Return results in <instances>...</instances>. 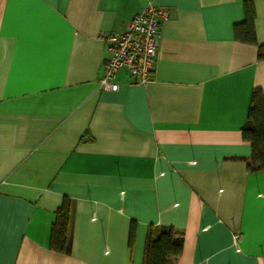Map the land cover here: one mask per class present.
<instances>
[{
  "label": "crops",
  "instance_id": "0c3cea01",
  "mask_svg": "<svg viewBox=\"0 0 264 264\" xmlns=\"http://www.w3.org/2000/svg\"><path fill=\"white\" fill-rule=\"evenodd\" d=\"M148 1L168 13L151 80L122 68L101 89L100 34ZM245 1L0 0V264H142L150 227L182 234L173 264H264V169L241 133L264 95V0L256 44L233 33Z\"/></svg>",
  "mask_w": 264,
  "mask_h": 264
},
{
  "label": "trees",
  "instance_id": "16d2710c",
  "mask_svg": "<svg viewBox=\"0 0 264 264\" xmlns=\"http://www.w3.org/2000/svg\"><path fill=\"white\" fill-rule=\"evenodd\" d=\"M245 18L233 26L237 40L256 44L255 7L253 2L244 3ZM258 58H264V45L258 46ZM242 137L251 145V156L246 162L247 169H264V95L261 90L252 91L247 120L241 128ZM70 200L65 198L57 211L51 230V248L63 251L70 223ZM134 225L131 227V237ZM183 236L172 227H150L146 234L142 264H173L182 251Z\"/></svg>",
  "mask_w": 264,
  "mask_h": 264
},
{
  "label": "built area",
  "instance_id": "2783aa9c",
  "mask_svg": "<svg viewBox=\"0 0 264 264\" xmlns=\"http://www.w3.org/2000/svg\"><path fill=\"white\" fill-rule=\"evenodd\" d=\"M168 18L163 8L148 1L144 8L134 15L122 32H103L100 38L110 51L104 62L103 76L99 87L103 90H117L114 81L117 72L125 68L135 83L151 80L153 60L157 51L156 36L162 23Z\"/></svg>",
  "mask_w": 264,
  "mask_h": 264
}]
</instances>
